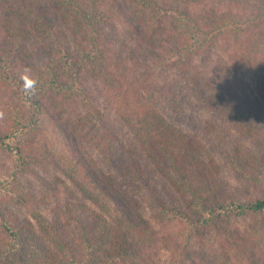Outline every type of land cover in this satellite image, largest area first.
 Returning <instances> with one entry per match:
<instances>
[{"label":"trees","instance_id":"trees-1","mask_svg":"<svg viewBox=\"0 0 264 264\" xmlns=\"http://www.w3.org/2000/svg\"><path fill=\"white\" fill-rule=\"evenodd\" d=\"M4 1L0 0V83L28 100L17 104L0 94V109L5 111L0 120V146L8 154L18 153L17 163L28 170L39 165L71 177L100 213L94 224L79 221L76 236L67 241L56 223L35 210L31 213L36 227L13 211L6 218L0 210V264H165L163 250L170 254L171 264H185L193 248L209 250L219 264H264V193L239 198L212 191L213 177L203 160V146L195 149L187 134L155 109L148 76L152 70L135 71L128 59H135L137 66L140 60L132 51L120 58L109 34L113 27H120L143 49L144 57L156 63L173 64L179 56L177 67L185 81L193 77L186 71L189 56H208L215 46L230 52L236 68L259 64L264 69V0H164L157 7L152 0L129 5L126 0H53L52 12L38 1V8L31 9L34 16L24 8L21 15L14 13L27 0L12 7ZM148 10L159 12L148 15ZM22 17L29 19L24 23ZM56 25H62L71 37L72 53L61 38L62 28ZM161 31L173 39L171 47L166 48L158 35ZM25 67L38 80L31 97L21 91L20 73ZM81 67L103 82L106 96L127 126L136 136H143L144 151L172 170L185 193L191 194V198L185 196L183 210H166L150 224L114 197L113 186L108 187L105 180H109L84 154L76 129L68 124L66 109H84L92 143L108 164L112 162L116 132L82 85ZM201 89H192L201 108L217 109V101L228 103L221 94ZM232 116L240 125L244 121L251 125L250 117L237 107ZM25 119L29 123L24 126ZM205 130L214 136L209 142L223 139L220 127L211 125ZM253 143L255 153L245 155L239 149L224 158L256 186L264 183V142L257 135ZM255 163L257 173L251 169ZM0 200L5 204L16 201L28 209L33 203L28 192L5 177L0 181ZM249 219L252 222L245 227L228 223ZM204 256L203 252L194 256L191 264H203L200 258Z\"/></svg>","mask_w":264,"mask_h":264},{"label":"rangeland","instance_id":"rangeland-1","mask_svg":"<svg viewBox=\"0 0 264 264\" xmlns=\"http://www.w3.org/2000/svg\"><path fill=\"white\" fill-rule=\"evenodd\" d=\"M38 1L48 12L54 7L53 0H27V5L22 0H5L4 4L12 7L15 5L14 3L17 5L23 3L24 6H20L14 13L21 15L24 8L25 12L27 10L30 12V16H34V11L31 9L38 8L36 6ZM134 1L126 0V3L129 5ZM152 1L156 7L161 6L164 2V0ZM156 10L146 12L151 15L154 12H159ZM0 12H3L2 5H0ZM29 17H22V22L25 23ZM60 27L63 33L61 38L67 44L69 52L72 53L74 48L71 37L64 32L62 25H56V29ZM139 29L141 27H138V34L142 35ZM110 33L117 44L116 50L120 58L126 57L128 52L132 51L134 58L140 60V65L137 66V61L129 56L128 61L135 71L152 70L148 76L153 83L152 95L155 98V109L177 130L182 129L189 137L187 139L194 144L195 149L199 145L203 146V160L209 164L210 174L213 177L210 183L212 191L224 197L231 193L239 198L258 192L264 193V183L255 186L246 182L241 177L242 175L237 173L224 158L225 154L233 153L239 149L245 155L255 153L257 149L253 139L257 138V135H260L261 141L264 142L263 67L256 64L236 68L233 65L235 60L233 57L231 58L230 52L226 51L224 47L215 46L210 50L208 56L201 54L189 56L190 64H186V71L192 73L193 77L189 78L190 81H185L182 78L183 71L181 72L177 67L179 56L174 57L173 61L177 62L173 64L156 63L148 57H144L143 49L124 34L120 27H113ZM158 35L166 41V48L174 44L171 36L166 33L161 31ZM28 45H32V43L29 42ZM156 51L161 52L160 49ZM78 74L82 85L91 94L101 116L110 123L116 132L115 153L112 155V162L108 164L100 148L92 143V131L89 123L86 122L88 121L85 119L87 112L84 109L81 107L78 111L66 109L68 124L76 129V135L80 139L84 154L91 158L92 163L101 170L103 177L105 176L110 181L105 180L109 184L108 187L112 188L113 186L114 197L128 205L133 210L131 212L136 213L138 218H143L150 224H155V220L159 218L158 215L166 210H183L185 207L184 198L185 196L191 198V194L188 191L185 193V187L183 188L181 181L176 179L172 170L163 166L161 162L153 159L144 151L141 143L143 136H136L133 130L127 126L106 96L103 82L85 67H81ZM7 80L9 82V79ZM194 86H200L201 90L211 95L219 93L228 103L217 101L219 104L217 109L201 108L192 90ZM0 94H4L9 101L15 103L17 101L25 103V100H28L20 97L17 90L1 83ZM235 107L243 110L250 117L251 125L245 121L240 125L237 121L231 120ZM27 123H29V119H25L24 126ZM211 125L221 128L223 139L214 138L212 143L209 142L214 136L208 135L205 128ZM18 156V153L8 154L0 146V177L13 179L14 183L19 184L24 191L31 195L33 203L28 209L16 201L5 204L0 200V210L4 217L7 218L8 211H13L20 217V220L27 219L36 227L37 222L31 213V210H35L45 219L56 223L62 237L67 241H71L76 236L75 231L79 221L94 224L98 220L97 214L100 211L97 206L83 195L71 177L64 176L50 167L39 165H32L28 170L27 167H22L17 163ZM253 156L255 157L254 154ZM155 163H158L160 167L157 165L158 168ZM250 163L253 164L254 160H251ZM134 168H138V171ZM251 169L257 173L259 170L257 163ZM175 186H179L180 189ZM251 222L249 219L238 223H228L245 227ZM202 250L193 248L185 260V264H191L194 256H200L202 252L205 254L203 258H200L203 264L220 263L215 254L204 248ZM162 252L165 264H171L170 254L165 250Z\"/></svg>","mask_w":264,"mask_h":264},{"label":"clouds","instance_id":"clouds-1","mask_svg":"<svg viewBox=\"0 0 264 264\" xmlns=\"http://www.w3.org/2000/svg\"><path fill=\"white\" fill-rule=\"evenodd\" d=\"M20 80L22 82L21 91L24 96L31 97L36 94L38 80L33 77L30 68L25 67L20 73ZM5 118V111L0 109V120Z\"/></svg>","mask_w":264,"mask_h":264}]
</instances>
